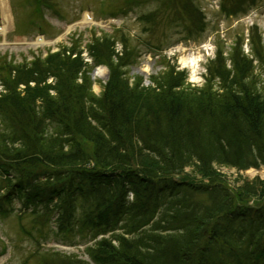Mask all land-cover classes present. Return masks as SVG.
Instances as JSON below:
<instances>
[{
  "label": "trees",
  "instance_id": "obj_1",
  "mask_svg": "<svg viewBox=\"0 0 264 264\" xmlns=\"http://www.w3.org/2000/svg\"><path fill=\"white\" fill-rule=\"evenodd\" d=\"M116 44L93 41L94 66L76 43L30 65L0 63L1 198L49 217L75 245L94 241L88 260L47 254L41 264H264V181L235 192L214 167L264 169L257 68L243 57L194 87L164 65L147 87L128 76L140 52L119 55ZM191 165L206 182L181 177Z\"/></svg>",
  "mask_w": 264,
  "mask_h": 264
},
{
  "label": "rangeland",
  "instance_id": "obj_2",
  "mask_svg": "<svg viewBox=\"0 0 264 264\" xmlns=\"http://www.w3.org/2000/svg\"><path fill=\"white\" fill-rule=\"evenodd\" d=\"M106 37L116 39L119 55H127L126 47L140 52L138 63L129 69L132 83L140 77L151 87L153 77L170 65L186 71L192 86L203 87L214 68H231L243 57L264 83V65L258 60L264 56V0H0V63L30 65L76 43L85 63L94 66L88 46ZM108 76L107 66L95 69V95L102 93ZM214 167L235 192L246 182L264 181V169ZM181 177L206 182L194 165ZM3 194L0 190V264H41L47 254L56 261L60 254L89 259L85 249L94 241L75 245L78 238L57 232L49 217L31 216L19 201L3 200Z\"/></svg>",
  "mask_w": 264,
  "mask_h": 264
},
{
  "label": "bare ground",
  "instance_id": "obj_3",
  "mask_svg": "<svg viewBox=\"0 0 264 264\" xmlns=\"http://www.w3.org/2000/svg\"><path fill=\"white\" fill-rule=\"evenodd\" d=\"M6 29V28H5ZM5 31V30H4ZM103 73V71H101L100 75Z\"/></svg>",
  "mask_w": 264,
  "mask_h": 264
}]
</instances>
